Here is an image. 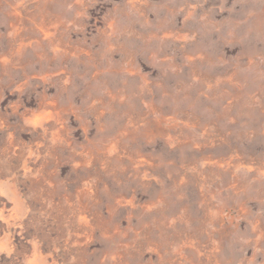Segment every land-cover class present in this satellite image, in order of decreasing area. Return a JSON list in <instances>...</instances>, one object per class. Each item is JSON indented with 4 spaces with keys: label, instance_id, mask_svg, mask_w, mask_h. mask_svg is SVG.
Listing matches in <instances>:
<instances>
[{
    "label": "rangeland",
    "instance_id": "374dc122",
    "mask_svg": "<svg viewBox=\"0 0 264 264\" xmlns=\"http://www.w3.org/2000/svg\"><path fill=\"white\" fill-rule=\"evenodd\" d=\"M0 264H264V0H0Z\"/></svg>",
    "mask_w": 264,
    "mask_h": 264
}]
</instances>
